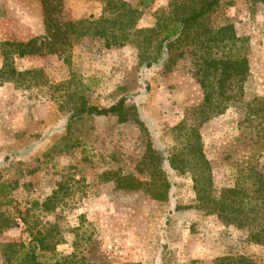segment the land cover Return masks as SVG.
Returning a JSON list of instances; mask_svg holds the SVG:
<instances>
[{
	"label": "rangeland",
	"instance_id": "rangeland-1",
	"mask_svg": "<svg viewBox=\"0 0 264 264\" xmlns=\"http://www.w3.org/2000/svg\"><path fill=\"white\" fill-rule=\"evenodd\" d=\"M40 1L0 0V43L44 35ZM104 1L49 0L58 23L73 26L67 45L14 58L16 75L0 77V215L18 223L0 228V264L1 245L30 239L25 216L57 226L46 254L54 260L238 264L245 257L264 264V239L252 238L259 229L221 217L194 189L197 183L217 198L240 176L264 179V0H220L173 50L181 56L170 71L162 60L146 66L152 50L134 32L109 49L78 32L101 16ZM122 1L137 11L139 30L203 0ZM202 58H244L242 91L234 83L217 104L203 106L194 76ZM80 97L98 108L124 99L143 128L114 116L71 118ZM54 191V211L34 205Z\"/></svg>",
	"mask_w": 264,
	"mask_h": 264
},
{
	"label": "trees",
	"instance_id": "trees-1",
	"mask_svg": "<svg viewBox=\"0 0 264 264\" xmlns=\"http://www.w3.org/2000/svg\"><path fill=\"white\" fill-rule=\"evenodd\" d=\"M219 1L203 0L198 7L192 8L182 15L174 18L168 16L163 20L158 19L153 27L136 30L134 26L138 16L135 9L130 8L122 0H105L101 16L92 21H85V25L78 32L83 36L103 39L104 47L108 49L125 43L130 34L134 32V35L140 39V46L152 50L146 66L150 67L162 60L164 69L170 71L176 59L181 56V53L173 55V50L188 39L189 33L194 32L200 26L202 21L213 12ZM40 3L44 35L39 40L32 39L25 43L8 41L0 43V53L3 57L0 77L5 74L16 75V71L12 67L14 58L37 55L42 49L57 54L62 51L61 48L67 45V34L73 26L64 27L58 23L57 18L53 16L54 7L49 0H41ZM140 3L144 5L145 0H140ZM201 60L194 76L203 90V106L210 107L214 103L217 104L226 96L230 86L234 83H238V93L242 91V84L248 74V66L244 58L238 60L202 58ZM214 87H217L218 91H214ZM71 113V118L84 114L95 117L114 116L118 123L133 121L143 128V123L139 120L136 111L125 107L124 99L107 108H98L88 105L80 97ZM197 159L202 160L203 166L206 165L201 154L197 155ZM173 163V159L170 160L172 167ZM195 181H198L197 178ZM120 186L123 188L122 185ZM194 189L198 201L202 203L209 201L212 210L221 217L231 221L238 216V226L258 228L259 232L252 237L255 242L264 239V179L260 174L250 173L246 177L240 176L238 185L222 190L217 198L206 195L208 194L207 189H200L197 183L194 184ZM56 196L57 193L54 191L40 205L38 203H34V205L43 212H52L56 208ZM26 213L28 214V211ZM27 217L25 216L21 221L30 239L27 242H9L1 245L2 264L83 263L82 259L74 260V255L59 260L47 257L46 254L55 249L52 231L57 226L49 222L39 224L38 221H30ZM0 220L3 222L0 225L2 229L18 226L16 221L8 217L0 215ZM237 262L238 264H255L245 257H238Z\"/></svg>",
	"mask_w": 264,
	"mask_h": 264
}]
</instances>
